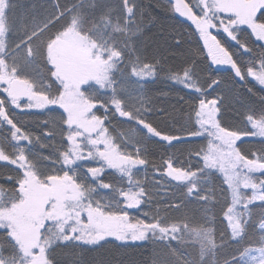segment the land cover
I'll use <instances>...</instances> for the list:
<instances>
[{
  "label": "snow or ice",
  "instance_id": "1",
  "mask_svg": "<svg viewBox=\"0 0 264 264\" xmlns=\"http://www.w3.org/2000/svg\"><path fill=\"white\" fill-rule=\"evenodd\" d=\"M173 7L195 26L212 64L228 65L233 80L245 86L250 77L264 88V0H175ZM13 8L12 0H0V92L5 94L0 162L14 166V174L0 177V264H57L56 248L96 246L107 238L151 240L166 249L154 264H220L218 251L232 243L240 247L223 264H264V213L253 239H246L250 205L264 207V147L251 157L240 147L249 137L264 145V110L246 112L243 128L223 126V97L208 98L193 61L167 75L198 94L193 125L164 132L148 118L152 109L143 100L126 98L125 80H147L157 71L135 46L141 27L135 0H50V10L38 19L13 20ZM212 29L226 34L223 43ZM245 55L247 60H241ZM219 85L214 79L208 88ZM9 106L62 112L34 135L22 129ZM118 118L129 124L126 131L116 133L110 126ZM194 137L208 142L189 151L187 166L169 157L155 169L165 183L177 182L181 196L154 214L145 212V219L131 217L128 209L153 199L144 182L134 178V170L149 163L142 144L158 138L172 146ZM109 169L118 174L116 183L105 181ZM217 174L226 186L221 194L230 201L219 243L206 215L199 224L190 223L186 214L161 215L180 212L186 202H211ZM173 242L197 249L198 258L180 254Z\"/></svg>",
  "mask_w": 264,
  "mask_h": 264
},
{
  "label": "trees",
  "instance_id": "2",
  "mask_svg": "<svg viewBox=\"0 0 264 264\" xmlns=\"http://www.w3.org/2000/svg\"><path fill=\"white\" fill-rule=\"evenodd\" d=\"M185 2L190 3L191 0H185ZM12 3L14 8L9 15L13 20L31 19L32 17L38 19L50 10V0H12ZM135 3L137 5L136 19L141 26L134 38L135 46L143 62L157 64V71L155 76L147 80H138L136 77L125 80L124 87L127 93L126 98L130 96L132 100H143L152 109L148 118L155 126L164 132L171 131L173 134L182 127L185 129L192 127L194 121L192 106L198 103V94L168 79L167 75L170 69H182L193 61H195V76L203 85L208 98L223 97L219 114V120L223 126L243 128L246 112L252 110L259 115L260 111L264 110V103L261 102V98L264 97V88H261L250 77L245 86L238 79L233 80L234 73L229 66L212 64L194 25L175 12L172 0L171 2L170 0H135ZM211 31L222 43L225 41L226 35L221 30ZM231 51L235 52L236 49L232 48ZM247 58L245 55L240 59L247 60ZM214 79L220 81V85L215 90L209 89L208 84ZM248 87H252L253 92L249 93ZM3 98L5 94L0 92V99ZM9 107L11 114L22 129L34 135L45 131L42 127L45 120L59 119L60 112H62L59 109L55 112H41L37 109L21 110ZM123 119L118 118L112 121L110 126L115 129L116 133L128 129V123L120 122ZM173 120L176 121L175 124L172 123ZM4 135V129L0 128V143H4ZM58 140L59 137H57ZM157 140L158 138H152L141 146L145 150L149 163L146 167L134 170V178L144 182L153 194V199L139 208L128 209L127 211L133 218L145 219L143 215L145 212L150 215L154 214L158 207L163 208L165 203L179 198L184 191L177 186L175 181L165 183L167 178L162 179L155 171L156 167L162 166L163 160L169 157L176 161L177 166L181 162L187 166L189 151L206 146L208 142L206 137H194L190 138V142H174L172 146H169L165 142H156ZM52 142L49 140V143ZM240 147L251 157L253 151L264 145L259 142V138L249 137L245 138V142ZM8 150L11 151V149ZM192 163H195V159ZM13 168L14 166L6 162H0V177L14 174ZM106 172L104 177L106 182L116 183L119 180L114 170L109 169ZM256 175L260 176L259 173ZM2 183L4 181L0 179V184ZM117 186L120 185L117 183ZM124 186L127 187L126 182ZM211 187L215 189L216 195L208 204L186 202L180 212H161V215H168L170 218H184L186 214L192 224L203 223V217L206 215L212 221L209 226L215 229L219 243L220 235L225 228V222H222L224 212L230 201L221 194V188L226 186L222 184V178L218 174L213 176ZM104 194L107 195V192L105 191ZM250 208L253 217L252 223L248 225L246 239H253L255 224L261 213H264V207H261L259 202L250 205ZM224 243H228L227 237ZM173 246L180 254H190V258H198L197 249L190 246L183 247L177 245L176 242H173ZM239 247L240 245L232 243L220 249L217 255L220 264H223V260L235 253ZM164 252L166 249H162L151 240L123 243L107 238V242L102 241L96 246L58 247L53 252V257L57 264H154V261L158 262L164 258Z\"/></svg>",
  "mask_w": 264,
  "mask_h": 264
},
{
  "label": "rangeland",
  "instance_id": "3",
  "mask_svg": "<svg viewBox=\"0 0 264 264\" xmlns=\"http://www.w3.org/2000/svg\"><path fill=\"white\" fill-rule=\"evenodd\" d=\"M172 2H173V5H174L175 0H172ZM194 27H195V26H194ZM212 30H217V29H212ZM220 30L222 31V29H220ZM222 32H223V31H222ZM225 35H226V34H225ZM216 66H228V65H216ZM21 103H27L26 98H22ZM249 193H250V190H249ZM112 239H114V238H112Z\"/></svg>",
  "mask_w": 264,
  "mask_h": 264
}]
</instances>
